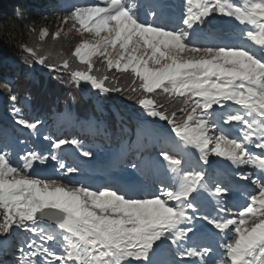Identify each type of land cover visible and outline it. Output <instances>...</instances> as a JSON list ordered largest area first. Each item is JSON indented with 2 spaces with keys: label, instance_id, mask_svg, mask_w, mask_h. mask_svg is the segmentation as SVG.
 Returning <instances> with one entry per match:
<instances>
[{
  "label": "snow or ice",
  "instance_id": "6c2138e0",
  "mask_svg": "<svg viewBox=\"0 0 264 264\" xmlns=\"http://www.w3.org/2000/svg\"><path fill=\"white\" fill-rule=\"evenodd\" d=\"M60 20L53 40L81 36L70 55L21 43L25 63L132 100L140 135L106 165L124 175L96 185L84 178L92 146L37 143L43 122L0 82L22 134L0 131L13 264H264V0H95Z\"/></svg>",
  "mask_w": 264,
  "mask_h": 264
},
{
  "label": "trees",
  "instance_id": "16d2710c",
  "mask_svg": "<svg viewBox=\"0 0 264 264\" xmlns=\"http://www.w3.org/2000/svg\"><path fill=\"white\" fill-rule=\"evenodd\" d=\"M82 0H0V82L11 80L18 95V107L26 118L39 119L43 122L40 128L41 141L43 135L53 137H76L85 145H90L95 158L104 155L107 151H121L129 144L136 142L140 135L137 126V107L132 100L120 93L101 94L88 84L81 83L79 87L67 75L63 82L55 78L46 68L39 64L31 67L25 63L19 44L27 43L31 46H40L56 58L59 53L70 55L81 36L75 31L63 33L57 40L51 34L60 28L67 29L61 24L60 17L66 15L73 5H82ZM22 8L23 18L15 17V9ZM32 28L36 31L33 33ZM41 28H47L50 35L44 41L38 39ZM96 67L98 74L105 71L99 59ZM74 68L84 67L78 62ZM109 75H115L121 80V85L130 81L128 74L116 73L113 69ZM165 102L163 97H158ZM11 103L7 93L0 88V131H7L11 135H22L17 131L11 118ZM27 130H25V134ZM144 155L154 154L149 146ZM86 171L91 169L85 167ZM106 168L96 171L102 172ZM120 169V168H119ZM0 261L4 264H13L11 246L16 242L14 236H0ZM4 256V257H3Z\"/></svg>",
  "mask_w": 264,
  "mask_h": 264
},
{
  "label": "rangeland",
  "instance_id": "374dc122",
  "mask_svg": "<svg viewBox=\"0 0 264 264\" xmlns=\"http://www.w3.org/2000/svg\"><path fill=\"white\" fill-rule=\"evenodd\" d=\"M61 2H68L69 0H60ZM92 2H95V0H82V4H85V3H92ZM171 2L172 3H177V2H179V0H171ZM103 35V34H102ZM84 38H87V39H89V40H92L93 39V37L91 36V35H89V34H85V37ZM19 127V126H18ZM35 140H36V142L37 143H39L40 142V140H39V137H36L35 138ZM115 153H117V151H107L101 158H95L93 161H92V164L91 165H89V166H87L88 167V169H93V168H95L96 167V169L99 167L100 169H103V167H105L107 164H108V162H109V160L111 159V157L115 154ZM82 159H85V160H87L88 158H82ZM86 170V169H85ZM84 170V178L87 180V176H88V174H86L87 173V171H85ZM130 171H131V169H129ZM97 173L99 174H101V175H97L96 174V172H94L93 173V176H92V179L91 180H88L89 182H93V183H97V184H103V183H105V181L107 180V179H109V177H113V178H115V177H120L118 174H120V173H118L117 174V172H115V171H111V170H109V171H107V170H104L102 173L101 172H98L97 171ZM241 203H243V201H241ZM4 257V256H3Z\"/></svg>",
  "mask_w": 264,
  "mask_h": 264
}]
</instances>
